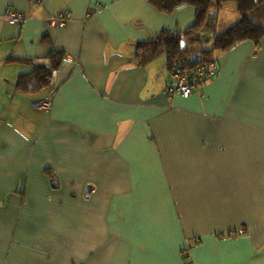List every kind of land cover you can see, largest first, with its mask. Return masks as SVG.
I'll return each mask as SVG.
<instances>
[{"label": "crops", "instance_id": "0c3cea01", "mask_svg": "<svg viewBox=\"0 0 264 264\" xmlns=\"http://www.w3.org/2000/svg\"><path fill=\"white\" fill-rule=\"evenodd\" d=\"M223 9L210 42L239 21ZM195 22L153 0H0V264H264V40L171 95L167 56L139 44ZM54 51L51 85L17 90Z\"/></svg>", "mask_w": 264, "mask_h": 264}, {"label": "trees", "instance_id": "16d2710c", "mask_svg": "<svg viewBox=\"0 0 264 264\" xmlns=\"http://www.w3.org/2000/svg\"><path fill=\"white\" fill-rule=\"evenodd\" d=\"M153 3L164 13H171L176 7L183 4L195 7L196 22L184 33V36L192 35L204 26L210 9H222L226 3L234 4L240 15L239 21L214 37L213 50L225 53L242 41L251 40L259 45L264 40V0H153ZM184 36L179 33L174 34L165 31L153 42L140 43L139 45L142 48L151 46L157 49L158 51L155 50L153 55L165 54L172 75L176 73L191 74L196 70L199 63L210 61L214 51L196 52L202 54L203 58L200 62L192 61L195 52L181 50L180 48L181 39ZM50 55L52 56L50 57L52 59L50 66L45 64L35 65L30 74L18 77L17 90L24 92L39 91L51 85L54 72L59 68L61 62L67 58L61 51H54ZM10 61L14 60L11 58ZM15 61L28 62V60L20 59Z\"/></svg>", "mask_w": 264, "mask_h": 264}, {"label": "built area", "instance_id": "2783aa9c", "mask_svg": "<svg viewBox=\"0 0 264 264\" xmlns=\"http://www.w3.org/2000/svg\"><path fill=\"white\" fill-rule=\"evenodd\" d=\"M13 19L16 22L24 23L26 16L24 14L14 12ZM71 19L70 14H60L58 16H53L48 19L50 26L54 28H64L68 21ZM202 66H198L195 72L191 74H173V82L168 87V93L171 95L179 94L184 98L190 97L195 91L200 90L204 85L205 81L214 78L219 69V63H216L214 59L211 61L202 63ZM200 65V64H199ZM51 107V99L44 102H39L34 105V108L38 110H48ZM245 231L241 229L240 233Z\"/></svg>", "mask_w": 264, "mask_h": 264}, {"label": "rangeland", "instance_id": "374dc122", "mask_svg": "<svg viewBox=\"0 0 264 264\" xmlns=\"http://www.w3.org/2000/svg\"><path fill=\"white\" fill-rule=\"evenodd\" d=\"M223 8H226L227 10L223 9L222 12H228V8L233 9V8H235V5L232 3H226V5H224ZM237 14H238V12H237ZM201 30L202 29L193 33L192 35L184 36L182 38V42H181V46H180L181 50H186V48H190V47H203V51L213 50V42H210L211 38H210V40H207L209 37L206 34H204L203 32H201ZM208 35H210V34H208ZM210 37H211V35H210ZM188 42H190L192 44H186ZM198 43H200V44H198ZM213 51L215 52V50H213ZM195 53H194L195 56H196V54H199V53H196V54ZM195 56H193V57H195ZM162 58L164 60L165 57H162ZM211 59H213V58H211ZM211 59H210V61H211ZM199 64H200V65H198L199 67L203 65L202 63H199ZM199 67H197V68H199Z\"/></svg>", "mask_w": 264, "mask_h": 264}, {"label": "bare ground", "instance_id": "6f19581e", "mask_svg": "<svg viewBox=\"0 0 264 264\" xmlns=\"http://www.w3.org/2000/svg\"><path fill=\"white\" fill-rule=\"evenodd\" d=\"M13 15H14V11H9L8 12V14H7V21H10L11 23H13V24H22V22H16V21H14V19H13ZM199 56V55H198ZM200 60H201V58H200ZM216 63H219V61L218 60H214ZM219 72V71H218ZM218 74V73H217ZM175 95V94H174ZM179 95V94H178ZM44 101H46V99H44V100H40V101H37V102H34V104H33V106L36 104V103H39V102H44Z\"/></svg>", "mask_w": 264, "mask_h": 264}, {"label": "water", "instance_id": "95a60500", "mask_svg": "<svg viewBox=\"0 0 264 264\" xmlns=\"http://www.w3.org/2000/svg\"><path fill=\"white\" fill-rule=\"evenodd\" d=\"M200 58L201 59L203 58L202 54H197V56H195V57L192 58V61H200Z\"/></svg>", "mask_w": 264, "mask_h": 264}]
</instances>
